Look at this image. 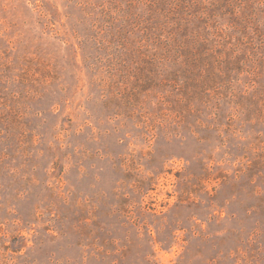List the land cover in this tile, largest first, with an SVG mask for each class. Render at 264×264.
Wrapping results in <instances>:
<instances>
[{
    "label": "rangeland",
    "instance_id": "obj_1",
    "mask_svg": "<svg viewBox=\"0 0 264 264\" xmlns=\"http://www.w3.org/2000/svg\"><path fill=\"white\" fill-rule=\"evenodd\" d=\"M0 264H264V0H0Z\"/></svg>",
    "mask_w": 264,
    "mask_h": 264
}]
</instances>
